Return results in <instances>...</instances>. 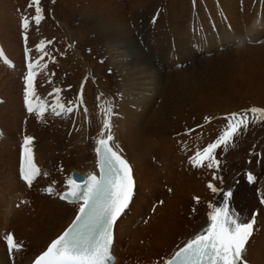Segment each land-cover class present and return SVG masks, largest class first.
<instances>
[{
    "label": "rangeland",
    "instance_id": "1",
    "mask_svg": "<svg viewBox=\"0 0 264 264\" xmlns=\"http://www.w3.org/2000/svg\"><path fill=\"white\" fill-rule=\"evenodd\" d=\"M194 1L203 26L198 32H193L194 27L192 29L190 26L189 0H41L42 22L39 27L30 24L28 29H22L20 24L22 16L30 18L34 15V11L28 8L30 0H0V50L5 53L8 63L7 66L0 56V133L5 136L0 140V229L9 228L4 225L1 214L8 215L6 205L10 206L12 202L14 204V194L20 190L19 186H15L16 148L24 142L25 137L34 138L31 146L37 151L41 150L39 154H43L44 163L50 160L52 167L56 163L59 166L58 174L61 177L54 172L51 181L59 186L67 184L68 171L73 169L84 172L93 167L90 145L100 137V120L106 103L113 112L112 132L123 141L127 138L133 140V133L136 132L133 128H126L127 134L123 137L125 132L120 127L125 119L123 116L139 117L137 129L141 133L147 126L154 127V121L152 125L149 123L153 118H157L156 122L166 120L164 124H169L171 132L166 135V131V142L163 139L161 145L155 146L157 143L151 140L145 144H150L155 152L152 156V151L143 156L146 158V165L154 164L157 170L154 173H158L154 174L157 178L154 176L152 179L158 191L153 193L154 199L151 202L146 199L149 209L162 208L164 203L160 199L163 197L156 196L167 193V185L172 188L170 185L182 184L183 187L185 182L178 181V178L185 177L184 171L197 169L196 172L203 170L201 180L194 177L196 172H192L188 178L194 184L212 182L218 192L213 193L209 189L207 194L198 197L201 203L199 206L198 202L188 200L191 194H187L190 192L180 191L181 199H176L189 205L186 213L190 218L191 215L199 217L201 213L208 217L212 210L210 206H222L223 192L229 190L232 192L229 208L240 218L241 210L237 208L238 200L234 199V192L242 186L248 189L247 196L252 197L249 212L250 217L255 216L254 227L257 228L264 221V204L260 202L264 193H258L259 184H264V121H260L258 116L252 120V114H249L247 130H241L226 149H217L215 155L219 167L214 166L209 174H205V171H210L206 164L201 167L202 170L190 164L179 166L185 161L176 162L177 156L174 154L172 160L175 170L171 171L177 176L175 181L171 179L167 182L166 178L170 177V173L164 174L161 166L150 160V156H157L158 160L163 161L164 158L157 155L156 149L163 155H169L171 151L174 153L176 138L171 133L186 130L184 134L188 135L189 128L195 130L199 123L208 124L211 119L206 118L211 114L208 112L210 107L219 110V115H216L218 118H215L217 124L214 125L215 139L226 125L225 116L244 113L253 107L264 109V1L260 5L258 17L256 10L259 4H253V0H243V12L239 10V0ZM166 12L169 16H166ZM219 12L224 17L218 18ZM204 13L211 23L214 21L216 33L207 25ZM247 34L251 39L247 40ZM24 36H27L26 41ZM195 44L199 46L195 47ZM38 47L44 48L46 55L43 60L39 59L41 53L37 52ZM135 55L147 60V67L136 64ZM29 62L33 63L35 74L32 101L43 94L42 106L46 109V114L42 119L25 109L24 77L27 75ZM129 73L131 80L126 78ZM128 86L131 89H126ZM55 89H60V92L56 94ZM77 94L78 97H83L79 111L82 117L80 121H75L76 111L62 117L51 114L49 105H53L56 100L66 104ZM87 113L89 119L84 123ZM183 125L186 128H182ZM150 133L151 131L145 132L144 136H150ZM122 146L125 148L126 144L123 143ZM249 173L255 179L254 184L247 182ZM143 176V170L137 168V181L141 179L140 181L149 183L150 179L146 180ZM138 191L142 201L147 191L146 183L140 182ZM36 192L28 195L32 200L29 204L14 208L20 211L22 218L36 220L37 226L44 230V240H49L57 233L55 231L49 237L46 236L51 233L49 228L54 223L49 222L50 217L42 216L38 207L36 212L33 208L38 203L37 198H50L52 201L56 199ZM198 195H201L200 192ZM167 196L174 199L170 193ZM38 210L40 217L36 216ZM146 212L143 217H146ZM133 216L135 215L131 212L125 216L124 221H131ZM149 217L156 219L153 214ZM15 218L10 219V229L21 238L31 237L33 233L26 232L22 219ZM129 221L121 223L122 229L128 227ZM140 223L141 221L137 225L133 224L126 235L122 229L117 233L118 255H123L125 251L129 253L128 244L132 233L143 234L148 230L146 223L138 230ZM200 230L199 228V233L195 234H200ZM262 232H256L254 237L259 238ZM1 244L3 245L0 240V255L3 258ZM29 244V257L44 247L34 248L31 241ZM139 246L143 247L142 241ZM257 248L256 244L250 250L249 257L254 256ZM245 258L247 259V255ZM148 261L150 258L147 255L141 256V264L150 263Z\"/></svg>",
    "mask_w": 264,
    "mask_h": 264
},
{
    "label": "snow or ice",
    "instance_id": "2",
    "mask_svg": "<svg viewBox=\"0 0 264 264\" xmlns=\"http://www.w3.org/2000/svg\"><path fill=\"white\" fill-rule=\"evenodd\" d=\"M40 5L41 0H30L28 8L34 11V15L30 18L21 17L22 29H28L30 24L39 27L43 19ZM23 39L26 41L27 36ZM37 52L41 53L39 59L43 60L46 55L44 48L38 47ZM0 56H3L2 52ZM34 75L33 63L29 62L27 75L24 77V103L29 113H35L38 119H42L46 109L43 106L33 107ZM54 92L58 94L60 89H55ZM49 107L51 114L57 117L72 115L78 110L75 102L71 100L67 104L56 100ZM249 114H252V120L258 116L260 121H264V109L256 107L244 113H231L225 116L226 125L218 138L202 149H197L194 155L189 157L192 167L201 168L206 164L209 169L214 166L218 168L219 161L215 155L217 149L221 147L226 149L241 130H247L250 123ZM104 116L103 130L95 148L99 160V176L90 175L82 184L73 179L67 181V191L59 198L72 203L79 201L78 214L71 225L34 260V264H107L110 259L113 227L130 206L134 194V179L129 162L111 143L113 137L108 131L110 125L107 113H104ZM33 141V137L24 139L19 170L20 179L29 188L41 175L34 163L33 152L28 147ZM247 182L250 184L255 182L250 173L247 175ZM208 188L213 193L218 192L211 183L208 184ZM48 192L51 194L50 188ZM231 196L230 190L223 192L222 206H210L212 210L208 214L210 224L207 229L189 239L173 257L166 259L164 264H244L242 254L253 233L255 216L247 222L238 220L229 208ZM196 200L198 202L199 198ZM261 204H264V198H261ZM5 240L10 255L21 247L15 242L12 234H8Z\"/></svg>",
    "mask_w": 264,
    "mask_h": 264
},
{
    "label": "bare ground",
    "instance_id": "3",
    "mask_svg": "<svg viewBox=\"0 0 264 264\" xmlns=\"http://www.w3.org/2000/svg\"><path fill=\"white\" fill-rule=\"evenodd\" d=\"M263 1L260 3L261 6L263 4ZM189 2L191 5V12H190L191 17L189 20L190 26L192 29L194 27L193 32L194 31L198 32L199 29L200 30L203 29V26H202L201 22L199 21L198 14L196 17V15L193 12V8H192L193 6L191 4V0H189ZM256 3L259 4V1L256 0ZM195 6H196V2H195ZM241 12H243V11H241ZM167 13L168 12H166V16H169V14H167ZM204 17L207 20V25L210 27V29L213 32L216 33V27L214 26V21H213V24H211L208 21L205 13H204ZM217 17L218 18L224 17V15L222 14V12H219L217 14ZM199 24L202 27L201 26L198 27L197 25H199ZM195 26H196V29H195ZM197 27H198V29H197ZM169 30H171V25H170ZM258 30H260V26H259ZM196 46H199V44H195V47ZM125 47H127V45ZM127 50L129 51L128 48H127ZM136 53H138V52H136ZM140 55H142V54H140ZM134 60H135L136 64L140 63V64H143L147 67L146 64H148V62H145L147 60H145L141 56L135 55ZM10 62H9V65L11 64ZM7 66H8V63H7ZM130 75L131 74L129 73L126 78L129 77V79L131 80ZM128 88L131 89V87H129V86L126 89H128ZM129 109H131V108H129ZM209 110H208V112L211 114L207 118L208 119L210 118L211 120L209 121L208 124H205V125H202L201 123L197 124V126H195L196 127L195 130L191 131L190 134H188V135L184 134V132L186 130L180 131L178 133H171L172 136L174 138H176V142H174V144H175L174 153H173V151H171V153H168L169 155H163L162 153H159L160 151H158L156 149V151L158 152L157 155L164 158L163 161H160V159L159 160L157 159V156L151 157L152 154L155 152L152 151L153 149H152V147H150V144H148V145H145V144H147L148 142L150 143L151 140H154V143H157V144H155V146L161 145L160 143L164 139L166 131H167L166 135L170 134L169 133L170 127H169L168 122L165 125L164 123H166V120L165 121L161 120L160 121L161 124H160V122H156L157 118H153L152 121L149 123H150V125H152L153 121H154V124L152 125L154 127L149 128L147 126V128L145 127V129L142 130L143 133H141V131L137 129L139 117H136L135 115L123 116V117H125V119H123L124 121L122 122V124L120 126L121 130H123L125 132V133H123V137H125V135L127 134L126 128H133L136 131L133 133V140L132 139L127 140L128 139L127 138L125 141H123L122 138H120V136H117L115 134V132L114 133L112 132V126H113L112 115H113V112L111 111V106L108 105V103L105 104V108L103 110L101 120H100L99 131L101 133V131L103 130V124H104V120H105L104 113H107V119H108V122L110 125V128L108 131L110 132V134L113 137V140L111 143L115 146V148L119 151V153L121 155H123V157L127 161L130 162V166L132 168V175H133V179H134V194H133V198H132V201L130 203V206L125 211V213L122 214V216L116 221L115 227H114V240L115 241L113 243V248H114V251L118 257H117V260L113 264H141V256H143L144 254L147 255L148 259L150 258V261H148L150 263L142 262V264H155V263L156 264H164L165 260L170 258L180 247H182L188 241V239H192V238H194L195 235H197L195 233L198 232L199 228L201 229L200 232L203 233L207 229V227L209 226L210 221H209L208 217H205V213H204V215L201 213V216L199 215V217H194L191 215V218H190L186 213V208L188 207V209H189V205L186 206L183 201L176 199V197L181 199L180 198V195L182 194L181 192H183V193L184 192H187V193L190 192L187 194V195L191 194V197L188 200H190V201L194 200V202H197V200H196L197 197H200V196H203L204 194H207V192L209 191V188H208L209 183L199 182L198 184H194L192 179L188 178V176L190 174H192V172H196L197 169L194 171L193 170L184 171L185 177L184 178H180V177L178 178V181L185 182L183 187L181 186L182 184L178 185L179 187L176 184L170 185V186H172V188L169 187V185L165 186L167 193L172 194L174 199H171L170 198L171 196L168 197L167 193H162L161 195H158L156 197H159V198L163 197L160 200L164 203V206L162 208H157L156 210L155 209L152 210L151 207L149 209L150 205H149L148 201L154 199L153 193L155 194L158 191L157 185L152 182V179L158 173L157 174L154 173L155 171L157 172L155 165L153 164V166L152 165L147 166L146 165V158L143 157L152 151L151 156H150V160L153 161V163H155L156 165H160L162 168L161 171L164 174L170 173V177L166 178L167 182H168V180H171V179L174 180V178L177 176V174H173V172L171 171V169L175 170L173 160H172L174 158V154H176V156H177V157H175V159H177L176 162L180 163V162L185 161L182 165L179 164V166L185 167V166L190 164L189 163V157L194 155V153L197 149H202L208 143L214 142L217 139V138L215 139V135H214V134H216V132H215L216 129L214 128L215 127L214 125L217 124V119H215V118L217 117L216 115H219V112H218L219 110L217 111V108H215V107H210ZM225 112H227V111H225ZM223 114H224V112H223ZM155 123H156V125H155ZM147 124L148 123H146V125ZM184 125L182 128H186ZM146 129H148V130H146ZM189 130H190V128H189ZM148 131H151L150 136H148V135L144 136V133L145 132L147 133ZM137 132H140V133L135 134ZM100 133H99V136H100ZM106 134H108V133H106ZM4 138H5V136L0 134V140H2ZM98 138H100V137H98ZM129 138H131V137H129ZM160 138H161V140H159ZM97 139L96 140L94 139L93 140L94 142H91V144L92 143L93 144L90 145L91 150H92L91 152L93 155L91 165L93 167L91 169H88L87 171L80 172V173L98 174V168L96 167L97 156H96V151H95ZM166 141H167V139H164L163 142H166ZM123 143L126 144L125 148L122 146ZM127 143L129 144V146ZM143 145H145V146H143ZM28 147L33 152L34 160L43 165L44 164L43 154H41V153L39 154V152L41 150L39 151V149H38V151H37L36 148L32 147L31 145H29ZM166 151L169 152L168 150H166ZM89 152H90V150H89ZM18 155L19 154H17L16 169L18 166V157H19ZM50 157H51V155H50ZM83 166H85V165H83ZM137 168L143 170V172L145 173V176H143V178L146 180L150 179L151 182L150 181H149V183L143 182V181H140L141 179L139 181H137L138 180L137 179ZM150 169L152 170V172ZM191 169H193V168H191ZM211 171H212V169H210L209 172L205 171V174H209ZM77 172H79V171H77ZM65 176L67 177L66 174H65ZM68 176H69V179H71L70 173L68 174ZM202 176H203V170L201 172L198 171L194 174V177L198 180H201ZM39 178H40V176L37 178V180ZM155 178H157V176H155ZM64 181H67V180H64ZM140 182L146 183V187H147V191H145L146 195H144V198L142 199V201L140 199V195H139V191H138V187H139ZM189 182H192V184L190 185ZM22 183L25 184L24 182H22ZM22 183L17 180V184L15 186H19V188L21 190L23 188ZM49 183L53 184L54 182H49ZM57 184L58 183H56V185H55V183L53 184L54 186H52V192H55L56 188L62 186V185L59 186ZM251 184H254V183H251ZM64 186H67V184H64ZM258 188H259V190H258L259 194L264 193V184L263 183L259 184ZM36 189L39 191L38 187ZM199 192L201 195H198ZM247 193H248V189L246 187H242V186H239L237 191L235 190V192H234V199L238 200V206L239 207L237 206V208H239L241 210V215H242L240 218L239 217L238 218L236 217V218L238 220L244 221V222L250 221L253 218V217H250L251 213L249 212V209H250L249 205H252V197L250 195L247 196ZM15 194H14V196H15ZM9 195L11 196V194H9ZM185 195H186V193H185ZM244 195H246V196L244 197ZM47 196H50L51 198H53L52 194H49ZM37 199H39L38 200L39 205H38V203H36L35 209L33 208V210L36 212L37 207H38L39 210L42 212L41 215L50 217L51 221H49V222L54 223V225L52 224L53 226H51L49 228V231H51V233L46 234V236L49 237L51 234L55 233V231H57V233L52 238H50L49 240H47V239L44 240V238H43L44 230H42L40 226H37L36 220H34L35 221L34 222L32 220H29L27 217L22 218V216L19 214L20 211L16 210L12 206L13 202H12V205H10V206L6 205V207H8V211H7L8 215L5 216V215L1 214L2 215L1 218H2L4 225L9 227V228H5V229H10L12 227L10 219L12 217H14V218L16 217V218L22 219L21 222L23 223V226L26 228V232H28V231L32 232L33 235H31V237L28 236L27 238H25L26 243H27V244L25 243L26 249L23 251L17 250L15 252L16 255L14 254L15 256L12 259L9 258V254L6 253L4 245L1 244V247L3 248L4 252L2 254L3 258H1V255H0V264H10L11 261H14V264H21V262L27 264L26 261H28L29 259L31 260L35 256L34 255L32 258L29 257L30 250H31V245L29 244V241L32 242L34 248L44 246L47 243L44 246V248H45L48 245V243L54 237H56L69 224V222L72 220V218L75 215L77 208L79 206V204L66 203L62 200H59L58 198L55 201L50 200V198L48 199V198H43V197L37 198ZM146 199L148 201H146ZM184 201H187V199L185 200V198H184ZM260 202H261V200H260ZM154 203H156V201ZM174 203L176 206H174ZM190 204H191V202H190ZM198 205L199 206L201 205L199 200H198ZM214 207H216V205ZM218 207H219V205H218ZM202 209H204V208H202ZM39 210H38V213L36 214L37 217L38 216L40 217ZM145 211H147L146 217H143L142 215L145 213ZM206 211H208V210H206ZM131 212L135 216H133V219L131 221L126 220V221H129L130 223L127 224L128 225L127 228L124 227V229H122L121 223L123 224V222H126V221H124L125 216H127ZM150 212H152L153 216H155L157 220L153 217H149V216H152V214H150ZM262 213L264 214V210L262 211ZM33 219H35V218H33ZM134 221H135V223H134ZM140 221H141V223L139 224L138 230L141 228L140 227L141 225L142 226L144 225V223H146L148 225V227L146 226L148 228V230H145V232L143 234L136 233V232L132 233L130 236L129 244H128L129 253L127 251H125L123 253V255H118L119 252L116 251L117 250V233L119 234L120 230L122 229L126 235V233L129 232V229H131L130 227H132L133 224L137 225V223H139ZM181 227L183 228V230H181ZM255 231L256 232L264 231V221L259 223L257 225V228H255L253 226V233H252V235H251L250 239L248 240L246 247H245V250H247V252L244 250L243 256L245 257L247 255V259L251 262V264H264V244H263L264 243V232H262V234L259 238H255L254 237L255 233H256ZM191 234L193 236H191ZM141 241H142L143 247L139 246V245H141ZM256 244H257L258 248L256 250H254L255 251L254 256L249 257L250 250L253 249V247ZM44 248L42 250H44ZM26 251H27V253H26ZM41 251H39V252H41ZM134 252L136 253V256H134ZM247 259H246V261H247ZM250 262H247V264H250Z\"/></svg>",
    "mask_w": 264,
    "mask_h": 264
},
{
    "label": "water",
    "instance_id": "4",
    "mask_svg": "<svg viewBox=\"0 0 264 264\" xmlns=\"http://www.w3.org/2000/svg\"><path fill=\"white\" fill-rule=\"evenodd\" d=\"M76 174V173H75ZM75 179L77 180V181H79V182H83V178L82 177H80V175H78V174H76L75 175Z\"/></svg>",
    "mask_w": 264,
    "mask_h": 264
}]
</instances>
